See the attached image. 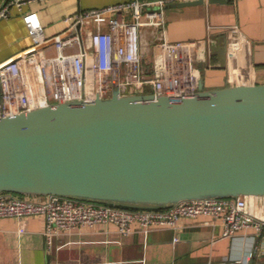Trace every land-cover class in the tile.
<instances>
[{
  "label": "water",
  "instance_id": "1",
  "mask_svg": "<svg viewBox=\"0 0 264 264\" xmlns=\"http://www.w3.org/2000/svg\"><path fill=\"white\" fill-rule=\"evenodd\" d=\"M0 192L142 209L264 196V82L210 88L200 77L197 90L178 96L116 85L93 102L2 116Z\"/></svg>",
  "mask_w": 264,
  "mask_h": 264
},
{
  "label": "built area",
  "instance_id": "2",
  "mask_svg": "<svg viewBox=\"0 0 264 264\" xmlns=\"http://www.w3.org/2000/svg\"><path fill=\"white\" fill-rule=\"evenodd\" d=\"M36 0H5L0 20L11 6ZM189 0H127L81 8L64 16L66 28L48 35L37 11L23 16L34 43L0 61V117L63 101L93 102L110 97L117 85L124 93L178 96L198 88L195 40L171 41L166 8ZM231 42L247 39L238 25L229 28ZM153 46V59L147 55ZM45 216L50 250L55 238L81 226L114 223L119 232L143 226H174L182 217H221L224 235L236 236L253 226L264 238V196L184 199L163 209H142L48 194L28 197L0 192V217ZM237 259L232 264H240Z\"/></svg>",
  "mask_w": 264,
  "mask_h": 264
},
{
  "label": "crops",
  "instance_id": "3",
  "mask_svg": "<svg viewBox=\"0 0 264 264\" xmlns=\"http://www.w3.org/2000/svg\"><path fill=\"white\" fill-rule=\"evenodd\" d=\"M5 0H0V5ZM127 0H36L11 6L0 20V61L34 43L24 14L37 11L48 35L63 31L64 16L81 8ZM171 41H197L193 49L198 80L206 87L264 82V0H227L166 8ZM244 37L232 43L229 28ZM45 216L0 217V264H264V238L250 226L225 236L221 217H182L174 226L132 225L128 234L114 223L81 226L58 235L49 250Z\"/></svg>",
  "mask_w": 264,
  "mask_h": 264
},
{
  "label": "rangeland",
  "instance_id": "4",
  "mask_svg": "<svg viewBox=\"0 0 264 264\" xmlns=\"http://www.w3.org/2000/svg\"><path fill=\"white\" fill-rule=\"evenodd\" d=\"M153 54H154L153 46H151L150 49H149V54L147 55V59H149V64H151V62H152Z\"/></svg>",
  "mask_w": 264,
  "mask_h": 264
}]
</instances>
